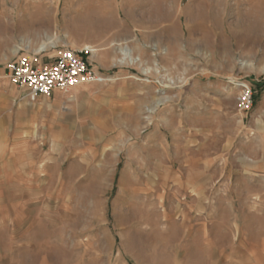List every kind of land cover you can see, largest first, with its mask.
I'll list each match as a JSON object with an SVG mask.
<instances>
[{
    "label": "rangeland",
    "instance_id": "rangeland-1",
    "mask_svg": "<svg viewBox=\"0 0 264 264\" xmlns=\"http://www.w3.org/2000/svg\"><path fill=\"white\" fill-rule=\"evenodd\" d=\"M48 40L103 81L13 87ZM0 264H264V0H0Z\"/></svg>",
    "mask_w": 264,
    "mask_h": 264
},
{
    "label": "built area",
    "instance_id": "built-area-1",
    "mask_svg": "<svg viewBox=\"0 0 264 264\" xmlns=\"http://www.w3.org/2000/svg\"><path fill=\"white\" fill-rule=\"evenodd\" d=\"M86 53L87 50L63 49L52 62L43 61L40 52L17 55L5 66L6 76L13 87L26 91L31 100L51 98L55 92H68L103 81L90 65ZM249 99L246 90L242 103L249 105Z\"/></svg>",
    "mask_w": 264,
    "mask_h": 264
},
{
    "label": "bare ground",
    "instance_id": "bare-ground-1",
    "mask_svg": "<svg viewBox=\"0 0 264 264\" xmlns=\"http://www.w3.org/2000/svg\"><path fill=\"white\" fill-rule=\"evenodd\" d=\"M54 45H55L54 42H51L50 40H48L47 42H43L39 46V48L37 50H35V52L43 51L48 47H53ZM84 49L90 51L92 53V55L97 53V50H95L89 46H85ZM16 51L17 50H14V53H16ZM134 51H135L134 49H128L126 47L125 48L124 47L118 48V54L121 56V58H120V60L117 61V63L118 64H124L125 62H127L128 64H131V65H140V63H141L140 55L134 56ZM147 71H148V69L145 70V72H147Z\"/></svg>",
    "mask_w": 264,
    "mask_h": 264
},
{
    "label": "crops",
    "instance_id": "crops-1",
    "mask_svg": "<svg viewBox=\"0 0 264 264\" xmlns=\"http://www.w3.org/2000/svg\"><path fill=\"white\" fill-rule=\"evenodd\" d=\"M77 88H78V87H77ZM72 90H76V88H74V89H72ZM57 93H59V92H55L54 94H57ZM52 97H54V96H52ZM52 97H51V98H52ZM37 98H38V97H37Z\"/></svg>",
    "mask_w": 264,
    "mask_h": 264
}]
</instances>
